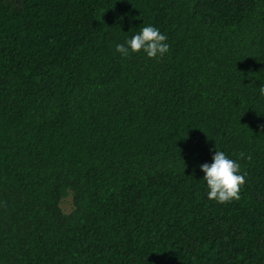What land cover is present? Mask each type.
Here are the masks:
<instances>
[{
    "label": "trees",
    "instance_id": "1",
    "mask_svg": "<svg viewBox=\"0 0 264 264\" xmlns=\"http://www.w3.org/2000/svg\"><path fill=\"white\" fill-rule=\"evenodd\" d=\"M0 264H264V0H0Z\"/></svg>",
    "mask_w": 264,
    "mask_h": 264
},
{
    "label": "rangeland",
    "instance_id": "2",
    "mask_svg": "<svg viewBox=\"0 0 264 264\" xmlns=\"http://www.w3.org/2000/svg\"><path fill=\"white\" fill-rule=\"evenodd\" d=\"M63 209L65 211H69L70 210V203H69V200H66L64 203H63Z\"/></svg>",
    "mask_w": 264,
    "mask_h": 264
}]
</instances>
